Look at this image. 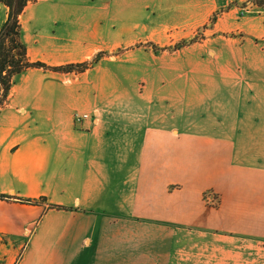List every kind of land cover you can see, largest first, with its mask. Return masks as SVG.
<instances>
[{"label":"crops","instance_id":"crops-1","mask_svg":"<svg viewBox=\"0 0 264 264\" xmlns=\"http://www.w3.org/2000/svg\"><path fill=\"white\" fill-rule=\"evenodd\" d=\"M150 9L172 28L218 12L180 92L165 81L95 96L68 73L15 77L0 108V264H264V15L251 0H35L20 17L27 56L75 62L94 29L77 19Z\"/></svg>","mask_w":264,"mask_h":264},{"label":"rangeland","instance_id":"rangeland-1","mask_svg":"<svg viewBox=\"0 0 264 264\" xmlns=\"http://www.w3.org/2000/svg\"><path fill=\"white\" fill-rule=\"evenodd\" d=\"M0 7L5 9L6 12L3 5ZM244 8L246 7L237 6L238 13L235 15H237L238 20L245 14L246 9ZM257 9L261 10L262 15H264V9L259 7ZM212 14L209 19L199 20L198 23H183V26L175 28L164 27L167 25L164 24L163 20L165 19H155L156 17L151 9L143 12V16L146 18L142 19H77L75 23L77 31L84 30L85 22L83 23V21L91 22V20L94 29L88 30L86 38H84V44L79 45V50L87 49V51L79 54L77 61L69 63H90L95 57L97 61L93 65L88 64L87 74L80 75L86 69L83 71L73 69L69 72H57L68 73L69 75L65 77L67 82L72 78L91 80L94 85L95 96L125 95L128 98H133V96L142 93L143 90L160 87L165 81H172L175 92H180L182 89L176 87L181 86L183 81L196 80L197 71L188 72L187 70L191 67L195 68L200 56H203L197 42L210 36L206 30L213 24L211 23ZM216 14L214 15V22L217 18ZM24 19H27V16ZM24 31L25 36L32 37L34 34L32 24L25 21ZM233 31L236 30H224L220 33H222V36L228 37ZM183 40L186 42L189 40L194 41L178 49H171L174 44ZM66 41L65 37L60 40L63 44ZM194 42L196 43L193 44ZM190 44L193 45L188 46ZM153 46L157 47L159 54H156L157 52L153 50ZM181 48L183 49L180 50ZM128 100H121L120 103H122V106H134L132 104L134 101ZM181 106L177 103L174 108L180 109ZM196 107L187 109L186 111L190 113H187L186 117L190 115L197 117L198 106L196 105ZM195 120H189V122L196 123L195 126H197V118ZM184 123L185 121L182 119L175 120L177 126ZM207 192L204 191L203 193L206 203L205 193Z\"/></svg>","mask_w":264,"mask_h":264},{"label":"trees","instance_id":"trees-1","mask_svg":"<svg viewBox=\"0 0 264 264\" xmlns=\"http://www.w3.org/2000/svg\"><path fill=\"white\" fill-rule=\"evenodd\" d=\"M35 0H0V4L6 8V18L0 25V108L7 100L11 87L15 83V77L29 68H41L43 70H54L69 72L74 70L83 71L88 64H95L97 58H93L90 63H68L60 66H48L39 60H30L27 56V45L23 38V29L20 22L21 14L29 2ZM253 4L264 9V0H251ZM212 14L211 23H214ZM194 40L180 41L173 45L171 49L175 50L189 44ZM157 52V47L153 46ZM7 195L0 194V198ZM23 202L35 203L36 199H21Z\"/></svg>","mask_w":264,"mask_h":264},{"label":"built area","instance_id":"built-area-1","mask_svg":"<svg viewBox=\"0 0 264 264\" xmlns=\"http://www.w3.org/2000/svg\"><path fill=\"white\" fill-rule=\"evenodd\" d=\"M87 118H89L88 113H78V112L74 113V120L76 122H80ZM205 200L207 201V203L212 204V205L216 203L217 201L215 194L211 191H208L207 193H205Z\"/></svg>","mask_w":264,"mask_h":264}]
</instances>
